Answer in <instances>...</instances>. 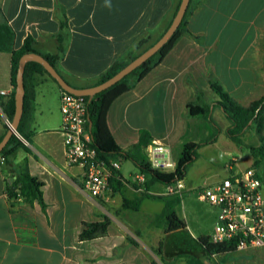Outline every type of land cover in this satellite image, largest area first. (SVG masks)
<instances>
[{"label": "crops", "instance_id": "crops-1", "mask_svg": "<svg viewBox=\"0 0 264 264\" xmlns=\"http://www.w3.org/2000/svg\"><path fill=\"white\" fill-rule=\"evenodd\" d=\"M179 2L0 0V25L9 27L0 44L1 100L14 90L10 52L27 36L34 39L38 53H55L54 36L62 32L64 17L67 43L57 71L73 87H91L114 61L135 51L139 38L146 35L149 41L138 52L157 40ZM188 9L186 28L198 37L182 35L159 64L115 98L107 111V125L121 149L129 150L143 134L148 144L133 150L135 155L148 156V146L158 143L173 159L184 141L198 143L216 135L213 142L198 147L189 168L203 151L208 155L206 164L220 156L219 180L229 175L226 164L234 156L232 172L251 167L261 178L264 211V155L254 156L249 146L241 147L227 135L230 121L214 104L219 97L210 87V79L216 80L243 106L264 94V0H190ZM28 85L34 98L24 131L31 142L20 136L30 151L17 149L13 162L21 165L26 160L30 174L43 182L45 208L9 195L13 174L0 156V264H264V245L212 254L202 248L197 238L209 237L216 209L207 203L212 221L208 235H202V225L192 220L200 218L192 192L201 186L188 177L189 168L175 205L184 227L169 230L165 219L155 220L176 194L166 195L165 184H149V176L131 159L115 157L120 167L118 177L110 179L108 194L90 196L83 189V167L70 164L65 155L59 131L61 88L45 72L34 73ZM190 101L209 105V114L189 115ZM1 112L0 107V138L5 133ZM243 150L249 155L240 162ZM135 199L140 200L137 206L125 204ZM150 200L161 205L153 209ZM104 219L108 223L103 232L90 239L79 236L84 223ZM131 230L138 235L133 237Z\"/></svg>", "mask_w": 264, "mask_h": 264}, {"label": "trees", "instance_id": "trees-1", "mask_svg": "<svg viewBox=\"0 0 264 264\" xmlns=\"http://www.w3.org/2000/svg\"><path fill=\"white\" fill-rule=\"evenodd\" d=\"M190 0L188 2L187 9L172 33L171 37L166 43H164L160 49L143 61L139 66L130 71L120 80L110 85L109 87L102 89L91 96H85L87 100V119H88V129L91 134V139L93 146L96 148L98 155L105 159L109 160L110 158L121 157L122 159H131L134 164L139 168V170L149 176L150 183H161V184H171L175 183L178 180H182L185 176L189 166L197 157V149L201 144L211 143L214 141L216 135L213 137L201 141H184L181 144L179 153L175 160V168L172 171H160L153 169L150 165L147 155H135L133 150H140L142 147L147 146L148 142L145 140L143 134L139 143L134 144L129 150L121 149L115 142L109 127L107 125V111L109 106L122 93L133 88L135 83L144 77L153 67L161 62L165 54L173 47L176 41L184 34H188L193 38L198 36L193 35L187 28V14ZM178 7V6H177ZM177 10V8H176ZM175 10V12H176ZM62 32L57 33L54 36L56 43V52L41 54L56 70L57 63L63 58L66 49L67 39L65 37L67 30V22L65 18L61 20L60 23ZM9 30V27L6 25H0V44L3 41V37L6 36V31ZM2 31V32H1ZM149 41L146 35L139 38L135 44V51H129L125 55L118 58L114 61L109 68L101 75L99 82L104 81L118 72L123 68L130 60L135 58L147 47L140 50V47L146 44ZM38 53L34 48V39L31 36H27L23 44L17 48L13 49L10 52V82L15 88V77L18 66L19 58L25 53ZM40 54V53H38ZM264 64V57H263ZM38 72H45L50 76L46 69L38 62L33 60H28L25 63L24 73H23V82H24V101H23V111L21 119L17 126V132L28 142H31L30 135L24 131L25 123L28 120V112H30L31 103L34 98L33 87L28 85L32 75ZM51 77V76H50ZM52 78V77H51ZM53 79V78H52ZM55 82L56 80L53 79ZM98 82V83H99ZM57 83V82H56ZM97 83V84H98ZM59 86V85H58ZM60 87V86H59ZM211 89L218 95L219 100L214 102V104L221 107L223 113L230 121V126L227 127V135L236 142L239 146H243L242 134L253 121V119L258 115L259 110L264 105V94L257 100L253 101L248 106H243L239 104L229 93L214 79H210ZM14 90L12 93L5 99L1 100L0 98V107L2 112L7 116L9 121L12 120L14 114ZM187 111L189 115L192 116H207L210 112L211 107L206 104H200L197 102H188L186 104ZM5 131L8 126L4 125ZM1 139V138H0ZM24 148L27 151H30L28 146H26L22 140L15 134H12L6 145L0 151V156L5 160V164L9 166L11 173L13 174V180L11 185L8 187V193L11 196H21L30 204H33L34 201H37L41 207L45 208V202L43 200V194L41 187L43 182L39 180L36 176L30 174L26 160L21 164L17 165L13 162V157L17 149ZM251 152L254 156L256 154L264 155L261 151L254 149L253 146H249ZM118 177L114 175L111 179ZM12 186L15 188L13 189ZM147 197H161L145 193ZM139 199L133 201L126 200L125 204H133L137 206ZM180 202V197L176 194L170 200L165 202V205L162 211L155 217L157 222L165 219L168 224V229H174L178 227H184L185 223L182 219L177 216L175 211V205ZM108 220L104 219L102 221L88 222L84 223V228L80 233L82 239H90L95 234L103 232L106 229ZM197 240L202 245V248L208 253L212 254L213 252H223L229 250L224 244H212L208 242V236L198 237ZM203 264V263H199Z\"/></svg>", "mask_w": 264, "mask_h": 264}, {"label": "built area", "instance_id": "built-area-1", "mask_svg": "<svg viewBox=\"0 0 264 264\" xmlns=\"http://www.w3.org/2000/svg\"><path fill=\"white\" fill-rule=\"evenodd\" d=\"M59 107V131L67 161L83 167V189L90 196H105L110 190L111 177L118 176L120 163L116 158H101L93 146L88 129L86 97L61 89ZM147 151L153 169L174 170L175 159L171 157L166 146L152 143ZM235 161L232 156L226 164L230 172L228 176L204 183L198 190L199 199L216 209L215 222L208 242L224 244L229 250L261 247L264 245L262 181L251 167L232 172ZM182 187L181 180H178L166 185V191L179 194Z\"/></svg>", "mask_w": 264, "mask_h": 264}, {"label": "water", "instance_id": "water-1", "mask_svg": "<svg viewBox=\"0 0 264 264\" xmlns=\"http://www.w3.org/2000/svg\"><path fill=\"white\" fill-rule=\"evenodd\" d=\"M189 0H180L177 10L173 16L172 21L170 22L169 26L166 30L161 34V36L155 40L151 45H149L145 50H143L140 54H138L135 58L130 60L123 68H121L118 72L114 75L109 77L108 79L99 82L98 84L91 86V87H84V88H77L71 86L69 83L65 81V79L59 74V72L41 55L38 53H25L23 54L18 61L16 77H15V88H14V114L12 120L9 122L8 127L0 139V151L6 145L7 141L11 137L12 134L17 135V126L22 116L23 111V101H24V82H23V73L25 63L28 60H33L40 63L46 71L50 74V76L56 80L57 84L60 86L61 89L70 92L76 95H84V96H91L94 93L109 87L110 85L114 84L130 71L135 69L139 66L143 61L149 58L151 55L156 53L160 47L168 41L171 37L172 33L180 23L186 9L188 6ZM14 189L15 187L12 186Z\"/></svg>", "mask_w": 264, "mask_h": 264}, {"label": "rangeland", "instance_id": "rangeland-1", "mask_svg": "<svg viewBox=\"0 0 264 264\" xmlns=\"http://www.w3.org/2000/svg\"><path fill=\"white\" fill-rule=\"evenodd\" d=\"M150 41L153 42V40ZM1 120L4 125L8 126L10 121L7 118V116L2 112H1ZM249 128L251 129L249 130ZM19 135L20 134L18 133L17 136L22 140V137ZM223 138L224 137L221 136L220 140H223ZM241 138L243 141V146H253L254 149L259 150L264 154V105L259 110L258 115L246 128ZM176 153L178 155V150H176ZM248 155H249L248 151L243 150L241 156L239 157V161L240 162L244 161L248 157ZM207 158L208 155H206V153L203 151L201 158L197 160L195 163H193V165L188 170V177L191 178L192 181H194L193 183L196 185V187L202 186L206 182L217 180L218 177L220 176V173L223 170L222 158H220V156L215 157L213 162L210 160L209 163L206 164L205 160ZM166 195H171V194L167 192ZM192 195L195 201L197 202L198 208L200 209V211L198 210L200 212V215H198L200 218L197 219L196 216L194 217L192 216V220L194 221L195 224L196 222H198L202 225L201 228L204 229V233H202V235H208L209 226L212 221L211 216L208 213L209 211L207 209L209 206L205 201L199 199L197 190L192 192ZM149 203L153 209H157L159 208V205H161V203L157 200H150ZM131 232L133 234V237L138 235L136 231L131 230Z\"/></svg>", "mask_w": 264, "mask_h": 264}]
</instances>
